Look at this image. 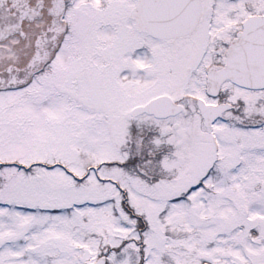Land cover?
Returning a JSON list of instances; mask_svg holds the SVG:
<instances>
[{"label": "snow or ice", "instance_id": "obj_1", "mask_svg": "<svg viewBox=\"0 0 264 264\" xmlns=\"http://www.w3.org/2000/svg\"><path fill=\"white\" fill-rule=\"evenodd\" d=\"M0 264H264V0H0Z\"/></svg>", "mask_w": 264, "mask_h": 264}]
</instances>
